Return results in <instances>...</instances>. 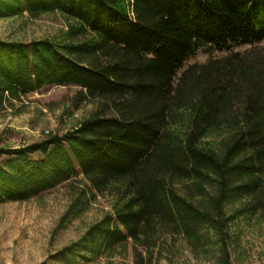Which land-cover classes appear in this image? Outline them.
Returning a JSON list of instances; mask_svg holds the SVG:
<instances>
[{"label": "trees", "instance_id": "trees-1", "mask_svg": "<svg viewBox=\"0 0 264 264\" xmlns=\"http://www.w3.org/2000/svg\"><path fill=\"white\" fill-rule=\"evenodd\" d=\"M51 12L72 22L65 40L0 39V109L55 84L112 112L0 147V203L79 174L93 198L114 191L112 212L60 262L111 258L130 243L135 264H154L166 235L199 246L215 231L225 246L228 204L233 218L264 214V48L233 49L264 40V0H0V17ZM198 50L228 54L178 75Z\"/></svg>", "mask_w": 264, "mask_h": 264}, {"label": "rangeland", "instance_id": "rangeland-1", "mask_svg": "<svg viewBox=\"0 0 264 264\" xmlns=\"http://www.w3.org/2000/svg\"><path fill=\"white\" fill-rule=\"evenodd\" d=\"M70 23L58 12L38 17H30L27 13L0 17V39L30 42L48 38L61 42L66 38L64 32ZM253 47L264 48V40L233 49L245 53ZM227 54L226 51L216 50L209 54L198 50L185 61L178 75L191 64L204 63ZM111 112L100 99L87 97L78 86L44 85L4 103L0 109V147L15 149L36 144L50 135H63L95 114ZM4 158L2 156L0 160ZM114 201V191L103 195L96 193L93 198L89 186L79 174L28 200L0 203V264H65L58 260L56 254L78 241L92 224L111 213ZM232 215L233 206L228 204L224 216L230 218L225 246L215 231L199 246L182 236L166 235L160 240L155 263L225 264V254L230 264L264 261V214L240 218ZM77 264L135 262L129 243L122 254L111 258L102 255L96 260H80Z\"/></svg>", "mask_w": 264, "mask_h": 264}]
</instances>
